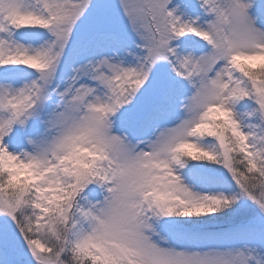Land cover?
<instances>
[{"label": "snow or ice", "instance_id": "snow-or-ice-1", "mask_svg": "<svg viewBox=\"0 0 264 264\" xmlns=\"http://www.w3.org/2000/svg\"><path fill=\"white\" fill-rule=\"evenodd\" d=\"M0 264H264V0H0Z\"/></svg>", "mask_w": 264, "mask_h": 264}]
</instances>
